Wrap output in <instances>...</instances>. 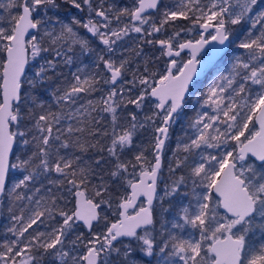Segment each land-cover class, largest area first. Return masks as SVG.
I'll return each mask as SVG.
<instances>
[{
  "label": "snow or ice",
  "instance_id": "1",
  "mask_svg": "<svg viewBox=\"0 0 264 264\" xmlns=\"http://www.w3.org/2000/svg\"><path fill=\"white\" fill-rule=\"evenodd\" d=\"M0 9V264H264V0Z\"/></svg>",
  "mask_w": 264,
  "mask_h": 264
},
{
  "label": "trees",
  "instance_id": "2",
  "mask_svg": "<svg viewBox=\"0 0 264 264\" xmlns=\"http://www.w3.org/2000/svg\"><path fill=\"white\" fill-rule=\"evenodd\" d=\"M187 25L181 23L180 24V27H185ZM170 31V30H169ZM64 71V70H63ZM211 72V71H210ZM210 72L206 75V77H208V75L210 74ZM69 73V72H68ZM205 77V78H206ZM202 79L203 80H205ZM134 107L133 106H129L128 109L125 110L124 114L126 115L128 111H134ZM143 115H145L146 113H148V109L145 108L144 111L142 112ZM193 114L192 112V98H189V101H188V107L185 109V114L183 116V118H181L173 127L172 129H170V132H171V138L169 140V145H168V148H167V151H166V154L171 153V149H174L175 148V144H176V141H177V137L181 136L183 133H182V130L184 128H186L187 126V119L189 117H191ZM141 115V113H140ZM110 119V117H109ZM151 133V130H140L138 133H137V136L134 138V144L135 145H146L149 141V138H150V134ZM170 148V149H169ZM131 155L132 153L131 152H126L125 153V158H131ZM95 156L96 154L95 153H92V152H89L86 156H85V159L88 160V159H95ZM163 161H164V167L162 169V175H164L165 179H164V185L165 183H168L170 182V175H169V172H168V167L166 166L167 162L165 161V159L163 158ZM111 163H106L104 165V170L107 171V170H110L111 168ZM179 175V173L177 174ZM113 191H116V188L114 186L113 188ZM167 206V205H165ZM166 217H167V214H166ZM157 227H159V225H157ZM257 236H259V233H257Z\"/></svg>",
  "mask_w": 264,
  "mask_h": 264
},
{
  "label": "rangeland",
  "instance_id": "3",
  "mask_svg": "<svg viewBox=\"0 0 264 264\" xmlns=\"http://www.w3.org/2000/svg\"><path fill=\"white\" fill-rule=\"evenodd\" d=\"M0 2H4V3H6L7 2V0H0ZM166 2H170V0H166ZM123 3L124 4H130L131 3V0H123ZM67 10V8H66V6L64 7V8H62L61 9V11H66ZM0 15H6L5 13H4V10L3 9H0ZM180 26V25H179ZM169 30H171V29H169ZM168 30V32H170ZM81 31V34H84V30L83 29H81L80 30ZM170 34V33H169ZM132 35H136V34H132ZM156 38H164L163 36H158V37H156ZM187 38V37H186ZM97 44H98V42H96V41H93V47H96L97 46ZM133 45L131 44V42H128V43H126L125 44V47L126 48H128V47H132ZM152 49L150 48V47H146L145 48V52H147V53H149V54H151L152 53ZM185 55V57L187 56V53L186 54H184ZM85 63H88V59L86 58L85 59ZM161 67L163 66L162 64L160 65ZM223 68V65L222 64H218L217 65V67L215 68V69H212V71L210 72V74L208 75V76H210L211 74H214L216 71H217V68ZM64 70V72L67 74L68 72H70V69H68V68H63L62 69V71ZM74 70V69H73ZM98 94H94L92 97H90V98H95L96 96H97ZM141 116H143V113L141 112ZM13 130H15V129H13ZM151 134V133H150ZM151 136V135H150ZM168 145H169V142H168ZM168 145H167V148H168ZM21 149H22V146H21V144L19 143V140L17 141V143L14 145V150H15V155H20L21 154ZM170 149V148H169ZM166 151H167V149H166ZM171 154L172 153H169L168 152V154H166V152H165V154H164V159H165V161L167 162V164H166V166L168 165V160L170 159V157H171ZM14 159V158H13ZM164 179H165V177H164V175H162V173H161V175H160V180L158 181V185H159V189H160V191H161V193H162V190H163V188H164ZM0 214H1V226H0V243H3L4 241H6V240H11L13 237H12V234L11 233H8L7 231H6V228L7 227H10L11 226V222H10V219H9V217H8V214H7V212H6V209H4V210H0ZM167 218H171V217H168L167 216Z\"/></svg>",
  "mask_w": 264,
  "mask_h": 264
},
{
  "label": "water",
  "instance_id": "4",
  "mask_svg": "<svg viewBox=\"0 0 264 264\" xmlns=\"http://www.w3.org/2000/svg\"><path fill=\"white\" fill-rule=\"evenodd\" d=\"M214 46L212 44L206 45L205 49L200 53L202 56L199 58L201 60V65L198 66V77L197 79L202 80L206 75L217 65L216 61L211 63L208 62V54L211 52ZM199 54V55H200ZM219 60V57L216 58ZM206 65V66H205ZM0 226H1V214H0Z\"/></svg>",
  "mask_w": 264,
  "mask_h": 264
},
{
  "label": "flooded vegetation",
  "instance_id": "5",
  "mask_svg": "<svg viewBox=\"0 0 264 264\" xmlns=\"http://www.w3.org/2000/svg\"><path fill=\"white\" fill-rule=\"evenodd\" d=\"M170 32H171V30H170ZM170 32H169V33H170ZM187 38H190V37H187ZM197 38H198V36H197ZM185 54H186V53H185ZM201 56H202V55L200 54V55H199V58H200ZM217 65H218V64H217ZM217 65H216L213 69H215V68L217 67ZM211 71H212V70H211ZM1 222H2V221H1Z\"/></svg>",
  "mask_w": 264,
  "mask_h": 264
}]
</instances>
